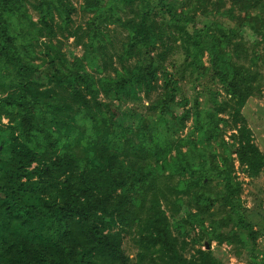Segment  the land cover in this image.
<instances>
[{
    "label": "trees",
    "instance_id": "obj_1",
    "mask_svg": "<svg viewBox=\"0 0 264 264\" xmlns=\"http://www.w3.org/2000/svg\"><path fill=\"white\" fill-rule=\"evenodd\" d=\"M79 7L84 26L71 0H0V264H217L211 240L245 247L233 158L264 173L241 113L260 86L264 0ZM114 25L126 30L116 41ZM57 34L81 54L66 58ZM124 97L144 98L145 112L121 110ZM189 117L197 136L180 135ZM216 202L227 211L205 225Z\"/></svg>",
    "mask_w": 264,
    "mask_h": 264
},
{
    "label": "rangeland",
    "instance_id": "obj_2",
    "mask_svg": "<svg viewBox=\"0 0 264 264\" xmlns=\"http://www.w3.org/2000/svg\"><path fill=\"white\" fill-rule=\"evenodd\" d=\"M32 1V0H29ZM74 5V10L70 14L72 19V26L81 25L84 26L87 17H89V12H84L80 9L79 5L82 0H71ZM27 10L31 13L32 17L36 16V11L32 8L30 3H26ZM197 22L200 24L202 19L207 18V16L197 15ZM211 17V14H209ZM225 19L224 16H222ZM227 19H225L226 21ZM109 26H112L110 24ZM113 40L116 41L117 38L123 37L126 30L119 25H114V29L109 31ZM243 38L250 41L247 36V32H243ZM56 37L61 40V48L66 56V58L71 59L73 55H79L82 52V47L79 44H75L73 36L64 37L63 35L57 34ZM264 42L258 44V51L260 53V58L257 59V68L261 74L260 86L257 91H254L250 96L247 97L245 103L241 107V113L244 116L248 127L252 133L253 141L256 143L261 152L264 153ZM176 58L178 53L175 54ZM170 58V57H169ZM167 67H171L168 61H165ZM173 68V66H172ZM185 75L188 74V67H185ZM191 79L184 78L181 81L183 90L187 95L194 93V89H198V85L192 86ZM140 95V94H139ZM217 98L223 96L222 93L218 94ZM201 97V96H200ZM112 100V96H109ZM115 101V100H114ZM203 105V103H202ZM120 109L124 111H135L138 114L145 112L146 100L144 98H133L124 97L120 102ZM3 121L5 119L3 118ZM223 138L225 141H229L230 130L223 126ZM180 135L185 136H197V130L194 128L192 118L189 117L185 126L181 129ZM212 146L216 152L221 151V146L211 141ZM234 153H232V156ZM233 174L237 180L240 181V198H241V211L242 216H244L243 226L239 229L240 234L242 233V238L245 239L246 245H240L237 241L231 244H226L224 242L216 243L211 240L209 243L212 254L216 258L217 264H256L260 261L262 255H264V173L260 172L256 176L249 177L242 170L241 166L238 164L237 160L233 158ZM210 190L216 191L218 185L211 181L209 184ZM183 198L186 199L185 195ZM227 211V207L222 206L219 203H215L211 209L210 214H205L204 224L206 225L209 219L219 218ZM172 220V225H173ZM230 223L227 226L221 227L222 230H226L230 227ZM173 232H175L172 226ZM198 228L195 226L194 231L196 232ZM254 231V234L250 233ZM253 236V237H252ZM188 236H185L187 239ZM200 243L197 241L194 245L198 246ZM122 247L131 259H133V254L135 251V246L133 244L131 235L129 233H124L122 237ZM203 247V246H202ZM193 249L188 247L184 253L187 255Z\"/></svg>",
    "mask_w": 264,
    "mask_h": 264
},
{
    "label": "built area",
    "instance_id": "obj_3",
    "mask_svg": "<svg viewBox=\"0 0 264 264\" xmlns=\"http://www.w3.org/2000/svg\"><path fill=\"white\" fill-rule=\"evenodd\" d=\"M261 264H264V255H262V258H261Z\"/></svg>",
    "mask_w": 264,
    "mask_h": 264
},
{
    "label": "water",
    "instance_id": "obj_4",
    "mask_svg": "<svg viewBox=\"0 0 264 264\" xmlns=\"http://www.w3.org/2000/svg\"><path fill=\"white\" fill-rule=\"evenodd\" d=\"M208 246V244L206 243V246L205 247H207Z\"/></svg>",
    "mask_w": 264,
    "mask_h": 264
}]
</instances>
